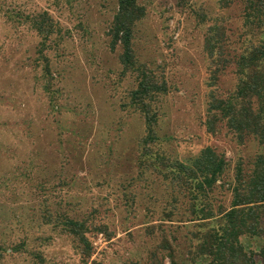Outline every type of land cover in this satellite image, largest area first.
Returning <instances> with one entry per match:
<instances>
[{
  "label": "rangeland",
  "instance_id": "obj_1",
  "mask_svg": "<svg viewBox=\"0 0 264 264\" xmlns=\"http://www.w3.org/2000/svg\"><path fill=\"white\" fill-rule=\"evenodd\" d=\"M137 4L144 15L133 29L136 67L165 88L152 105V145L130 102L137 71L125 74L122 50L112 48L117 0H0V264H170L164 240L178 264H209L188 234L196 230L191 201L164 178L156 156L189 164L211 147L225 158L230 183L238 165L247 173L264 154L254 137L240 144L224 125L216 134L205 126L214 69L205 39L216 21L228 39L223 59L235 55L240 8L220 10L216 0ZM42 13L57 29L44 48L23 21ZM223 65L218 96L236 84L233 64ZM226 189L214 191V209L229 206ZM64 216L86 224L90 257L59 223Z\"/></svg>",
  "mask_w": 264,
  "mask_h": 264
},
{
  "label": "trees",
  "instance_id": "obj_2",
  "mask_svg": "<svg viewBox=\"0 0 264 264\" xmlns=\"http://www.w3.org/2000/svg\"><path fill=\"white\" fill-rule=\"evenodd\" d=\"M216 5L220 10L239 6L242 31L239 36L242 40L235 55L223 59V47L228 41L225 30L216 21L209 26L205 50L214 69L210 72L209 86L212 89L209 91L206 130L216 134L217 124H222L240 144L247 137H254L264 145V0H216ZM143 15L137 0H117L110 34L112 48L117 45L122 50L119 61L123 72L137 71V86L130 93V102L145 121V145H152L157 139L153 127L156 114L152 105L160 94L165 93V88L158 85L146 70L136 67L132 49L133 29ZM23 21L31 24L41 37L43 48L50 36L57 33L47 13L25 15ZM225 62L233 64L236 84L231 93L218 96L214 87L222 71L220 64ZM144 156L154 157L151 152L144 153ZM156 159L161 163L164 178L191 201L190 221L196 222V230L188 234L195 241L196 257L208 258L209 264H264V154L255 157L247 173L238 165L230 183L224 179L227 172L225 158L211 147L202 149L189 164L164 157L156 156ZM224 187L230 195L229 206L218 204L214 209L208 201L211 202L215 190ZM59 223L77 241L76 248L80 254L90 257L91 247L85 237L86 224L68 216ZM161 232L164 234L165 230ZM243 239L254 242L255 250L246 249ZM163 244L170 264H178L176 250L167 240Z\"/></svg>",
  "mask_w": 264,
  "mask_h": 264
}]
</instances>
